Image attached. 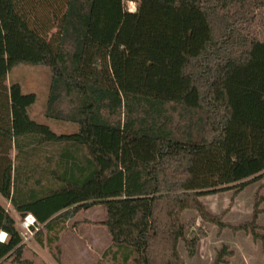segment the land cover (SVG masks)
Wrapping results in <instances>:
<instances>
[{"label":"trees","instance_id":"1","mask_svg":"<svg viewBox=\"0 0 264 264\" xmlns=\"http://www.w3.org/2000/svg\"><path fill=\"white\" fill-rule=\"evenodd\" d=\"M19 65L49 69L44 115L73 131L30 115L36 93L8 83ZM30 155L47 163L35 182L15 163ZM258 180L264 0H0V195L42 225L38 243L99 204L105 218L92 223L110 235L102 256L112 264H186L180 245L192 258L207 223L244 231L264 250L259 190L249 220H225ZM226 190L228 206L210 211L202 196ZM187 209L196 214L184 219ZM2 231L0 264H35L0 203ZM232 254L221 244L213 264Z\"/></svg>","mask_w":264,"mask_h":264},{"label":"rangeland","instance_id":"2","mask_svg":"<svg viewBox=\"0 0 264 264\" xmlns=\"http://www.w3.org/2000/svg\"><path fill=\"white\" fill-rule=\"evenodd\" d=\"M127 6L131 8L132 6H134V3L129 1L127 2ZM50 79L51 74L46 66L19 65L14 67L9 73L8 83L13 81L18 82L22 86V90L24 93H36L37 99L30 110V115L34 119L39 122L48 124L53 130L57 132L73 131L74 128L68 123L62 122L61 120H54L44 115V107L49 93ZM53 148V146L47 147L48 154L49 151H53ZM29 158L30 164L37 166L36 163L41 162V164L43 165L41 155H30ZM20 160L22 161L21 174L25 175V164L27 160H24V157L17 158L15 163L19 164ZM35 175L36 174H31L30 182L33 181ZM28 177H30V175H28ZM51 184L54 185L53 182H51ZM220 192L224 193V191ZM208 198L215 199L217 198V196H203V200H207ZM0 203L14 217L16 225L22 234L24 243V258L33 260L35 264H97L99 260H102V264H112V260L110 259V257L104 258L102 256L103 250L108 246L105 242L106 228L103 225L92 223L93 221H100L105 218L106 210L102 205L98 204L82 209L79 213H77L74 217L66 222L65 228L60 232L58 240L48 245L45 237V245H41L40 243H38L34 235L35 232L41 227H39V225L35 222V227H37L38 229H35L33 234L30 235V229H28L25 225V223H27L26 216L28 214L22 216L19 212L16 211L15 207L9 202V200L3 198L1 195ZM249 206L252 210V200L250 201ZM234 210L235 209H233L231 213L228 214V219H233V214H235ZM242 212H245V210H241V214ZM252 213L248 216L243 214L242 218L239 219L243 221L249 220L252 217ZM195 214L196 212L194 210L187 209L183 212L182 217L184 219H187L191 216H194ZM233 220L238 221L235 220V218ZM258 222L264 224V214L260 215ZM5 237L6 234L1 232L0 239L4 240ZM96 237L99 239L98 243L96 242ZM180 249H182L186 261L189 260V257H187L185 254L182 244L180 245ZM197 262L198 259H195L189 261V264H199ZM2 264L16 263H13L11 261V258H9Z\"/></svg>","mask_w":264,"mask_h":264},{"label":"crops","instance_id":"3","mask_svg":"<svg viewBox=\"0 0 264 264\" xmlns=\"http://www.w3.org/2000/svg\"><path fill=\"white\" fill-rule=\"evenodd\" d=\"M15 152L16 150L12 149L11 156L13 158L15 156ZM29 157L26 162L25 175H30L31 178V174H36L34 176L35 178L38 173H41V170L43 168L47 169L46 159L42 157L43 165L40 162V163H36L37 166H34L30 164ZM258 190L260 194L264 196V184L262 180H258L248 184L240 193H238L237 196L235 197L233 206L225 215V220L233 224L243 222V220H240L239 218H242L243 214L248 216L253 212L255 195ZM207 195L217 196V198L215 199L208 198L207 200H203V196H202V201L207 206V208L212 212H220L228 206L232 195V190H226L224 191V193L218 192ZM249 200L250 201L252 200V204H253L252 210L250 209L249 206L250 203ZM260 206L261 208L264 209V203H261ZM233 209H235L234 210L235 214H233L234 215L233 219L235 218V220L238 221H234L233 219L227 218L228 214H230ZM241 210H245V212H242L241 214ZM261 214H264V211H262L259 214L258 220ZM259 224L264 226V224L262 223ZM41 226L42 225H39V227ZM206 226L208 228L207 236L201 239V241L199 242L197 253L192 258H189V260L186 261V264H189V261L195 259H198L197 263L199 264H213L216 255V249L220 246L219 244L223 242L227 243L230 246V248L233 250L232 256L229 257L228 262L224 264H264V250H262L263 249L262 243L260 241H255L250 234L244 231L234 232L229 228H225L222 231H219L217 226L214 224H206ZM105 231H106L105 242L106 245H108L111 238L107 229ZM96 239H97L96 242L98 243L99 239L97 237ZM181 252L183 253L182 249Z\"/></svg>","mask_w":264,"mask_h":264},{"label":"built area","instance_id":"4","mask_svg":"<svg viewBox=\"0 0 264 264\" xmlns=\"http://www.w3.org/2000/svg\"><path fill=\"white\" fill-rule=\"evenodd\" d=\"M134 7L135 6H132L131 9H133ZM29 219H30V222H29ZM26 221L27 223H25V225L28 229H30V235H32L35 229H38L37 227H35V222H36L35 217L32 214H28L26 216Z\"/></svg>","mask_w":264,"mask_h":264},{"label":"bare ground","instance_id":"5","mask_svg":"<svg viewBox=\"0 0 264 264\" xmlns=\"http://www.w3.org/2000/svg\"><path fill=\"white\" fill-rule=\"evenodd\" d=\"M3 232V231H2ZM6 238V237H5Z\"/></svg>","mask_w":264,"mask_h":264}]
</instances>
